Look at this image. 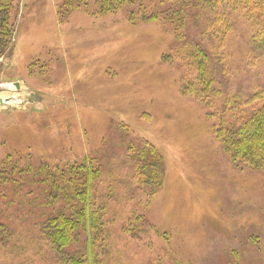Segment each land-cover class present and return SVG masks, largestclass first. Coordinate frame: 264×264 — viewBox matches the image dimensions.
I'll return each mask as SVG.
<instances>
[{"label": "rangeland", "instance_id": "obj_1", "mask_svg": "<svg viewBox=\"0 0 264 264\" xmlns=\"http://www.w3.org/2000/svg\"><path fill=\"white\" fill-rule=\"evenodd\" d=\"M65 1H12V35L0 38V85L23 91L21 103H0V167L9 154L20 165L94 157L95 205L109 220L100 264H264V173L237 166L209 107L182 92V66L163 59L172 32L161 22L131 21L126 7L101 13L95 0L60 13ZM239 13L219 48L201 34L195 13L187 32L224 90L248 96L264 88V50L253 42L263 23ZM12 92L1 89L0 97ZM145 141L165 166L153 196L151 186H137L131 162L149 150ZM138 214L149 227L135 238L123 225L133 218L139 229ZM5 223L14 233L9 247L0 245V264H55L31 216Z\"/></svg>", "mask_w": 264, "mask_h": 264}, {"label": "trees", "instance_id": "obj_2", "mask_svg": "<svg viewBox=\"0 0 264 264\" xmlns=\"http://www.w3.org/2000/svg\"><path fill=\"white\" fill-rule=\"evenodd\" d=\"M12 1L0 0V38L12 35L9 21ZM89 1L66 0L59 11L87 8ZM95 3L101 13L126 7L133 22L166 25L175 40L163 59L182 66V92L209 107V116L216 119L213 123L216 135L237 166L264 173V88L256 87L248 96L225 91L211 58L189 40L187 32L189 15L195 13L203 20L201 34L211 38L219 48L233 31V14L243 12L250 21L263 23L253 35V42L257 50H264V0H95ZM141 147L149 150L131 158L134 180L141 190L151 186L147 190L153 196L164 184V160L147 141ZM129 151H137L134 144ZM12 156L9 154L0 167V211L9 212L6 219L31 216L38 233L35 237L51 249L55 264H100L98 248L106 238L109 220L103 209L95 205L94 183L100 175L97 160L87 156L71 163L43 159L20 165ZM138 217L139 229L133 218L123 225L124 231L135 238L149 227L143 214ZM6 219L0 213L3 247L10 246L14 233V226L6 225Z\"/></svg>", "mask_w": 264, "mask_h": 264}, {"label": "bare ground", "instance_id": "obj_3", "mask_svg": "<svg viewBox=\"0 0 264 264\" xmlns=\"http://www.w3.org/2000/svg\"><path fill=\"white\" fill-rule=\"evenodd\" d=\"M13 84H9V85H4V86H1L0 85V90H5L6 93H9L10 91H13L11 94L9 95H2L1 94V98L4 100L5 104H10V103H21L22 101V98L21 96H19V93L18 92H22L23 89L20 87L17 88V91L18 92H14L15 90L13 88Z\"/></svg>", "mask_w": 264, "mask_h": 264}, {"label": "water", "instance_id": "obj_4", "mask_svg": "<svg viewBox=\"0 0 264 264\" xmlns=\"http://www.w3.org/2000/svg\"><path fill=\"white\" fill-rule=\"evenodd\" d=\"M0 103L4 104V100L0 97Z\"/></svg>", "mask_w": 264, "mask_h": 264}]
</instances>
